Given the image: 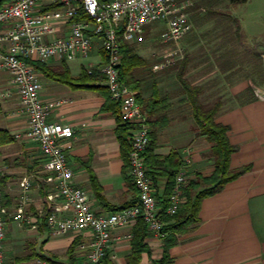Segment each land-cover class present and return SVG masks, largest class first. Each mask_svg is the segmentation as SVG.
Masks as SVG:
<instances>
[{
  "label": "crops",
  "instance_id": "crops-1",
  "mask_svg": "<svg viewBox=\"0 0 264 264\" xmlns=\"http://www.w3.org/2000/svg\"><path fill=\"white\" fill-rule=\"evenodd\" d=\"M254 39L255 49L249 52L254 60L252 73L242 74L240 51L226 48L209 53L201 82H191L202 88L199 98L203 103V95L214 97V89L227 88L225 94L219 93L214 98L213 103L220 102L215 121L228 126L229 141L236 147L231 154L230 168L248 166V169L227 181L219 192L203 198L200 220L187 231L178 233L177 241L169 248L173 264H264V99L254 92V86L264 88L259 85L264 84V41ZM100 44V39H95L89 54L97 53V64L105 58ZM70 61L65 62L74 78L83 68L89 73H97L96 65H82L78 74H74ZM62 62L50 60L45 64L56 74ZM165 71H154V78H140L138 89L143 98H149L156 85L162 98L151 117L152 128L156 130L154 153L164 156L176 150L183 161L180 170L189 179L197 174L208 176L215 170L212 145L199 134L192 103L177 74L166 80ZM39 72L42 99L60 101L51 113V120L74 125V137L63 139V143L75 182L89 190L95 211L108 213L132 204L137 192L123 173L124 160L116 134L118 122L112 110L102 109L108 90L104 78L87 82L91 84L87 87H73ZM10 81L8 72L0 70V91L10 87ZM76 83L80 84L79 81ZM249 86L252 90H248ZM18 109L16 94L0 96V128L15 137L0 146V184L10 213L4 239L7 264H32L37 258L49 259L56 264H80L77 244L84 236L53 234L39 220V210L53 206L49 201L51 185L46 180L45 158L37 144L16 137L27 129L26 117ZM25 177L31 180L25 210L37 219L35 227L20 224L12 217L24 199L25 189L21 182ZM164 182L163 177L157 178L154 183L156 193H162ZM135 225L113 231V237L120 240L112 241L103 264H153L161 258L163 239L149 231L144 239L147 247L137 261L130 260ZM129 234L131 237L126 238ZM70 248L73 249L69 254Z\"/></svg>",
  "mask_w": 264,
  "mask_h": 264
},
{
  "label": "built area",
  "instance_id": "built-area-1",
  "mask_svg": "<svg viewBox=\"0 0 264 264\" xmlns=\"http://www.w3.org/2000/svg\"><path fill=\"white\" fill-rule=\"evenodd\" d=\"M156 23L163 25L158 34L160 42L171 46L166 60L155 67L158 69L175 62L181 53L179 40L192 28L189 11L180 6L179 0H12L0 7V70L11 77V86L0 91V96L16 94L18 112L27 120V129L16 137L35 142L45 158L46 180L51 185L49 201L53 206L40 209L39 220L53 234L84 236L77 244L80 264H103L112 241L120 240L113 237V231L132 226L139 218L150 232L160 238L165 235L144 157L151 139L150 124L136 90L121 81L119 68L120 36L131 44L143 43ZM95 39H100L105 54L96 71L103 75L110 97L119 103L122 118L133 125L129 161L137 196L132 204L108 213H97L89 190L75 182L63 143V139L74 137V125L51 120L60 101L42 99L41 75L34 64L87 57ZM254 92L264 99V89L255 87ZM188 180L183 170L176 174L166 214H175L182 207ZM30 184V178L22 180L24 199L12 217L20 224L35 227L37 219L25 210ZM9 215L0 184V264H7L4 239ZM32 264L56 263L37 258Z\"/></svg>",
  "mask_w": 264,
  "mask_h": 264
},
{
  "label": "trees",
  "instance_id": "trees-1",
  "mask_svg": "<svg viewBox=\"0 0 264 264\" xmlns=\"http://www.w3.org/2000/svg\"><path fill=\"white\" fill-rule=\"evenodd\" d=\"M5 1L7 0H0V7ZM229 1L238 4L246 2L247 0ZM120 42L122 53V61L119 66L120 79L134 90H138L141 86V79L136 77L135 71L137 68L145 64V60L136 52L134 45L123 41L121 36ZM187 62L188 58L185 57L179 71L177 72V77L186 92L188 100L192 103L193 115L199 128V134L204 136L212 145L211 155L214 159L215 170L208 176L197 174L195 178L189 179L185 185V201L183 202L182 207L175 214H166L169 197L175 187V176L180 171L183 161L176 150H172L169 154L164 156L154 153L156 147V130L152 128L151 117L157 110L156 107L158 102L162 100L158 95L156 85L153 86V91L149 98H143L141 92L136 91L137 99L142 104L143 109L147 114L149 124L151 123V139L144 152L147 173L153 182V186L158 177H163L165 180L162 193H156L161 209V217L164 221L162 230L165 235L162 237V256L158 260H154L153 264H173L169 248L177 241L178 233L187 231L191 225H195L200 220L199 209L203 198L219 192L223 189L227 181L237 177L240 173L248 169V166H243L237 169L230 168L231 154L236 147L229 141L227 135L228 126L215 121L220 102L216 101L207 105L200 100L199 94L202 88L199 85L192 84L185 77ZM34 64L38 70L47 73L49 76H54L57 80L72 85L73 87H87L91 85L87 84V82L99 79L98 73H89L84 68L81 70L78 77H72L65 61L62 62L60 71L56 72V74H53V72H51L53 68L46 64L40 62ZM77 81H79L80 84H77ZM248 90H252V87L249 86ZM102 109L112 110L115 114L118 122L116 134L121 145V155L124 160L123 173L128 184L136 189L133 177L129 172V151L131 147L130 133L133 125L122 118L120 105L110 97L108 90ZM13 140H15V137L12 134L7 130L0 128V146ZM134 233L135 236L132 240L133 252L130 260L137 261L140 257L141 251L145 250L147 247L144 243V239L149 233L145 222L141 218L136 222ZM72 249L73 248L69 249V254L72 252Z\"/></svg>",
  "mask_w": 264,
  "mask_h": 264
},
{
  "label": "rangeland",
  "instance_id": "rangeland-1",
  "mask_svg": "<svg viewBox=\"0 0 264 264\" xmlns=\"http://www.w3.org/2000/svg\"><path fill=\"white\" fill-rule=\"evenodd\" d=\"M11 1H5L3 5ZM179 2L183 8L188 6L186 10L189 11L192 23L191 30L179 40L180 55L175 58V62L172 64L158 69L155 68L166 60L167 53L171 48V46L160 42L158 34L161 32L163 25L156 23L157 25L147 32L146 40L143 43L134 44L136 52L145 60V64L136 69V77L154 78L156 77L154 71L159 72L165 69V72H167L164 74L166 80L170 77L173 79L179 71L183 59L187 57L186 78L190 82L196 81L195 83H199L207 59L210 58L208 54L226 48L240 51L243 66L242 74L252 73L254 60L249 56V52L255 49L254 38H260L264 41V0H247L238 4L231 3L229 0H179ZM97 60L96 53L88 57H80L69 63L72 72L78 74L82 65L85 67L96 65V68L99 69L101 62L97 64ZM97 73L103 79L101 72L98 71ZM259 85L264 86V84ZM262 89L264 88L262 87ZM225 90H227L226 87L222 88L220 86L213 90L214 97L208 94L203 95L202 98L205 100V104H212L219 93L220 95L225 94ZM131 135L132 130L130 138Z\"/></svg>",
  "mask_w": 264,
  "mask_h": 264
}]
</instances>
